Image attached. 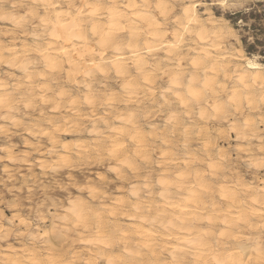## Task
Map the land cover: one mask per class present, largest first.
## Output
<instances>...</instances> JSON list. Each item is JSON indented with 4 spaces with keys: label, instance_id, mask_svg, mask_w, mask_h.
Returning <instances> with one entry per match:
<instances>
[{
    "label": "clouds",
    "instance_id": "9594fccd",
    "mask_svg": "<svg viewBox=\"0 0 264 264\" xmlns=\"http://www.w3.org/2000/svg\"><path fill=\"white\" fill-rule=\"evenodd\" d=\"M227 35L205 0H0V264H264V64Z\"/></svg>",
    "mask_w": 264,
    "mask_h": 264
},
{
    "label": "rangeland",
    "instance_id": "374dc122",
    "mask_svg": "<svg viewBox=\"0 0 264 264\" xmlns=\"http://www.w3.org/2000/svg\"><path fill=\"white\" fill-rule=\"evenodd\" d=\"M205 2L217 20H222L223 22L226 21L225 24H229L233 28V32H228L227 35L229 44L234 47L235 50L241 48L243 55H246V57H255L260 63L264 64V0H228V3L232 7L227 9L223 7L221 0H216L215 3L213 0H205ZM198 9L202 13L205 12L203 5H199ZM225 18L227 20H225ZM234 135L235 134H233V136ZM67 137L71 138L72 134ZM21 140V138L16 137L14 138L13 143L15 145L17 144V151L23 152L26 149L23 140ZM5 162L0 164V200L3 201L0 205V209H2L4 216L12 217L13 206L15 204L14 199L15 201L17 199L14 197H18L21 194V172L27 171V167L17 171V168L19 167L18 164L15 162V164ZM6 169H10L14 175L12 177H8ZM36 171L41 172L37 166ZM249 177L247 178L250 179ZM16 186L17 188H15ZM24 191L26 192L27 190L24 189ZM9 192L12 193L10 194Z\"/></svg>",
    "mask_w": 264,
    "mask_h": 264
},
{
    "label": "bare ground",
    "instance_id": "6f19581e",
    "mask_svg": "<svg viewBox=\"0 0 264 264\" xmlns=\"http://www.w3.org/2000/svg\"><path fill=\"white\" fill-rule=\"evenodd\" d=\"M199 6V5H198ZM234 6V5H233ZM199 10V9H198ZM212 10V9H211ZM205 11V10H204ZM213 15V14H212ZM214 16V15H213ZM225 20H227L226 18H225ZM229 20V19H228ZM230 21V20H229ZM224 23H226V21L224 22ZM227 25V24H226ZM232 33L233 32V28L228 24L227 25V33ZM231 35V34H230ZM233 35V34H232ZM228 37V36H227ZM29 40H30V42H31V38H29ZM240 44V43H239ZM237 51L239 52V54L241 55V56H243V57H245L246 58V60H247V62L250 64V65H260V64H262V63H260L255 57H246V55H243V51H242V49L241 48H238L237 49ZM147 55H159V56H163V55H165V53H163V52H156V53H152V52H148V53H146ZM258 57V56H257ZM117 85H115L114 83H111L110 84V87H112V88H115ZM72 133L71 132H66L64 135L65 136H69V135H71ZM73 135V134H72ZM20 138V137H19ZM22 141V140H21ZM18 143V142H17ZM24 143V142H23ZM16 146H17V144H16ZM18 150V149H17ZM7 162H11V163H14L15 162V156L14 155H12L5 163H7ZM27 165H29V166H31L32 165V161L31 160H28L27 162ZM15 164V163H14ZM7 165V164H6ZM5 166V165H4ZM12 166V165H11ZM45 166H48V167H50V165H48V162L47 161H44V163H43V165H41L40 163H39V158H38V163H37V168H39L40 170H41V172H44L45 171ZM13 167V166H12ZM8 168V167H7ZM10 168V167H9ZM14 169V168H13ZM4 171V170H3ZM7 172V173H6ZM6 174H7V176L8 177H12L14 174H13V172H11L10 171V169H6ZM4 173V172H3ZM250 179H251V177H249ZM9 179V178H8ZM3 183V182H2ZM5 185V184H4ZM14 186V185H13ZM15 188H17V186L15 187ZM12 189V188H11ZM14 189V188H13ZM21 189V188H20ZM21 191V190H20ZM10 193V192H9ZM12 193V192H11ZM10 193V194H11ZM13 193H15V192H13ZM16 195H18L17 193H15ZM2 198V197H1ZM14 198H17V197H14ZM12 199H13V197H12ZM12 199H10L11 201H13ZM3 200H5V199H3ZM9 200V201H10ZM14 202H15V199H14ZM0 205H1V203H0ZM7 205V204H6ZM12 207V206H11ZM1 208V207H0ZM8 208V207H7ZM1 211H2V209H0ZM11 212V211H10ZM9 212V213H10ZM8 214V213H7ZM11 214V213H10Z\"/></svg>",
    "mask_w": 264,
    "mask_h": 264
}]
</instances>
